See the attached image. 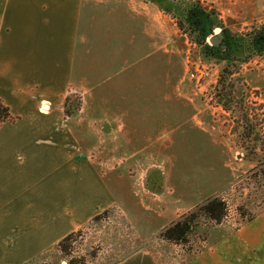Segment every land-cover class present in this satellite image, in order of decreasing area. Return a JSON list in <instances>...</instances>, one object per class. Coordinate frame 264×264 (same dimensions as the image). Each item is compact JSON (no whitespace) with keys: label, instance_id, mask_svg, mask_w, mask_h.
<instances>
[{"label":"crops","instance_id":"0c3cea01","mask_svg":"<svg viewBox=\"0 0 264 264\" xmlns=\"http://www.w3.org/2000/svg\"><path fill=\"white\" fill-rule=\"evenodd\" d=\"M167 18L141 0H0V99L18 117L0 124V264L35 262L142 183L169 120ZM93 140L112 143L107 177ZM118 264L159 263L142 249Z\"/></svg>","mask_w":264,"mask_h":264},{"label":"rangeland","instance_id":"374dc122","mask_svg":"<svg viewBox=\"0 0 264 264\" xmlns=\"http://www.w3.org/2000/svg\"><path fill=\"white\" fill-rule=\"evenodd\" d=\"M200 1L207 11L219 14L218 20L231 35L244 34L264 24V0ZM218 34L221 29L214 31V36ZM166 39L169 120L164 138L158 142L161 150L154 147L150 157L143 159L141 166L147 171L142 183L131 196L128 190L122 191L120 200L124 205L111 207L75 231L70 255L64 256L54 248L56 243L35 263L62 264L84 258L85 264H118L143 249L159 264H187L203 252L206 258L197 260L199 264H264V187H258L251 173L255 164L238 146L241 130L235 131L240 127L239 115L233 116L211 100L226 62L205 58L200 46L182 35L169 16ZM207 41L210 43V39ZM199 65L210 72L201 83L197 76ZM240 76L246 83V100L264 106V55L251 56L248 63H241ZM73 95L81 99V104L69 118L79 123L83 97ZM95 103L92 99L91 104ZM72 125L73 133H81L79 125ZM88 130L90 126L83 123L82 132ZM81 144L93 150L92 158L106 157L107 177L112 143L93 140ZM124 160L127 167L132 165L134 169L132 161L139 159ZM214 196L222 197L229 206L222 225H203L184 245L161 239L160 234L172 223ZM24 209L29 206L20 207V217ZM241 212L246 215L241 216ZM250 217L254 220L248 222Z\"/></svg>","mask_w":264,"mask_h":264},{"label":"trees","instance_id":"16d2710c","mask_svg":"<svg viewBox=\"0 0 264 264\" xmlns=\"http://www.w3.org/2000/svg\"><path fill=\"white\" fill-rule=\"evenodd\" d=\"M144 1L156 4L164 14L171 17L179 32L190 40L193 39V43L200 46L205 58L226 62L218 75L214 86V97L211 100L233 116L239 115L240 127L235 131L238 133L241 130L238 146L243 150L246 159L255 164L251 173L257 180L258 187H264V106L257 102L249 103L246 100V83L240 76L241 63H248L251 56L264 55V24L247 33L231 35L222 21L218 20L219 14L215 10L207 11L200 0ZM216 29H221L223 35L219 46H213L207 41L214 36ZM76 98L77 96L75 97L73 93L66 96L64 100L66 118L72 117L79 111L81 99ZM17 120L18 117L13 116L9 107L0 99V124ZM228 214L227 202L220 196L211 197L166 228L160 234L161 239L173 244H187L203 225L212 223L213 226H220ZM245 215L246 213L241 212V216ZM98 218L100 217H94L91 221ZM252 220L254 218L250 217L247 221ZM76 234L77 232L70 233L54 248H57L64 256L70 255L71 242ZM67 264H85V259L73 258L67 261Z\"/></svg>","mask_w":264,"mask_h":264},{"label":"built area","instance_id":"2783aa9c","mask_svg":"<svg viewBox=\"0 0 264 264\" xmlns=\"http://www.w3.org/2000/svg\"><path fill=\"white\" fill-rule=\"evenodd\" d=\"M201 66H203V65H199V67H198V75H197V76H199L200 83H201L203 80H205V78H206L207 76L210 75V72H208L207 69H206V70H203V67H201ZM193 76H195V75H193Z\"/></svg>","mask_w":264,"mask_h":264},{"label":"water","instance_id":"95a60500","mask_svg":"<svg viewBox=\"0 0 264 264\" xmlns=\"http://www.w3.org/2000/svg\"><path fill=\"white\" fill-rule=\"evenodd\" d=\"M223 40V35L222 34H218L214 37H212L210 39V43L213 45V46H219L221 44V41ZM225 47V46H223ZM62 264H67L66 262H62Z\"/></svg>","mask_w":264,"mask_h":264}]
</instances>
